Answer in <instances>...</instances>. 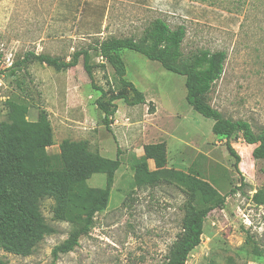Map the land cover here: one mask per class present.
I'll list each match as a JSON object with an SVG mask.
<instances>
[{"label":"rangeland","instance_id":"rangeland-1","mask_svg":"<svg viewBox=\"0 0 264 264\" xmlns=\"http://www.w3.org/2000/svg\"><path fill=\"white\" fill-rule=\"evenodd\" d=\"M65 1L79 2L80 7H65L61 3ZM183 4L201 12L232 13V22L219 27L207 19L198 22L184 18L176 9ZM107 7V0H0V122L7 119L9 100L22 101L29 105L31 121H36L42 110L48 113L54 130L49 153H58L65 139L87 140L93 151L108 158L119 157L122 162L108 207L96 215L93 230L81 237L73 251L54 255V248L69 238L74 225L55 219V202L45 198L41 210L56 231L29 256L0 247V262L165 264L182 229L187 197L177 184L136 187L134 163L144 154V145L166 142L168 167L198 174L227 196L226 206L208 216L203 241L187 264H264V205L252 200L257 190L264 189V160L253 158L255 145L246 143L241 135L234 136L231 143L241 156L236 169V159L225 139L213 132L214 120L188 103L185 76L162 66L167 73L164 76L153 70L157 65H152V70L148 67V73L141 75L148 78L137 80V72L131 71L130 81L145 93L146 103L130 105L117 100V112L109 125L104 122L96 101L101 90H118V80L113 66L101 55L100 44L114 35L102 38L79 33L100 26ZM115 7L110 4L109 22L130 18L134 21L131 33L137 39L159 17L172 28L187 27L182 45L186 56L202 50H225L224 74L209 93V103L225 117L247 120L256 129L264 127V0H165L163 11L154 6L122 13ZM56 10L62 11L60 15H55ZM82 14L83 18L77 16ZM54 22L56 31L52 29ZM83 50L91 55L95 85L82 55L78 65L69 69L58 70L38 60L24 67L17 78L9 69L10 61L28 52L68 62ZM123 54L128 62L136 56L132 62L135 66L150 60L132 49H124ZM149 164L155 168L152 160ZM89 184L105 187L106 174H94ZM233 188L239 189L230 193Z\"/></svg>","mask_w":264,"mask_h":264},{"label":"trees","instance_id":"trees-1","mask_svg":"<svg viewBox=\"0 0 264 264\" xmlns=\"http://www.w3.org/2000/svg\"><path fill=\"white\" fill-rule=\"evenodd\" d=\"M186 35L184 24L172 28L158 17L139 39L111 37L101 42L100 53L113 66L118 80V90L108 92L98 88L102 95L96 104L104 113V122L109 125L117 112V100L130 105L146 103L145 94L126 78L121 52L132 49L186 77L188 103L204 117L214 120L213 132L225 139L228 151L236 159V169L241 156L231 143L234 136L241 135L246 143L255 145L253 158L264 160V127L256 129L247 120L225 117L208 101L213 86L224 74L227 52L202 50L186 56L182 50ZM81 55L95 85L87 50L76 52L68 62L57 56L28 52L13 61L9 69L16 78L33 60L58 70L69 69L78 65ZM7 106V119L0 122V247L9 253L29 256L46 236L54 233L55 228L47 222L40 206L41 200L51 198L55 202V219L74 225L69 238L54 248V255L58 257L73 251L81 237L93 230L96 215L108 207L121 159L93 151L87 140L65 139L60 151L51 154L48 148L54 145V130L48 113L42 110L38 119L31 121L27 103L9 100ZM150 160L155 164L154 169L150 167ZM96 173L106 174L105 187L89 184ZM163 183L179 185L187 197L182 229L165 264H187L191 253L203 241L208 216L226 206L227 196L198 174L168 167L166 142L148 143L144 145V154L134 163V184L143 188ZM238 189L233 188L230 193ZM252 200L256 205H264V189L257 190Z\"/></svg>","mask_w":264,"mask_h":264},{"label":"crops","instance_id":"crops-1","mask_svg":"<svg viewBox=\"0 0 264 264\" xmlns=\"http://www.w3.org/2000/svg\"><path fill=\"white\" fill-rule=\"evenodd\" d=\"M164 1L165 0H107V4H109V7H107V11L105 12L104 18L102 19V21H100V26H97L95 29H92V30H81L80 31V29H81L80 26H78L77 29H78V31H80L79 34L83 35V36H85V35L99 36L102 38H104L108 35H114L113 37H116V38L134 37V32L131 33L132 22L134 23V21H131L130 18H128L126 20L125 18L120 17V19H117L113 23L109 22L110 20L108 19V17H109L108 15H109V10H110V4H112V3L115 4L117 6V7H115V9L117 8L118 11H120L119 13L125 12L126 10H129V11L135 10V9H137V7H142V8H146V9L156 7V9H158L159 11H163ZM61 3L65 7H67V5H70V4H71V6L77 5V8L80 7L79 2H77V3L72 2L71 3V2L65 1V2H61ZM94 4L97 5L98 2H96ZM176 9H177V11H179V14H181V16L184 18L193 19V20L198 21V22H202L203 20L207 19L208 22H211V23H213L219 27H226V26L230 25L232 22V15L233 14L226 12V11L224 12V15L217 14L214 10L212 12H201L198 7L192 6V8H190V7L185 6L184 4L178 6ZM61 12L62 11L57 12V10H56L55 15L56 16L58 14L60 15ZM80 13H82V12H80ZM80 13H78V14H80ZM77 16L82 17V18L84 17L83 14L77 15ZM108 25H110L109 28H107ZM56 28H57V24H56V22H54V24H52V29L56 31ZM121 55H122V57L126 63V69H127L126 78L128 80H132L128 76L131 71L137 72V77H136L137 80H146L148 77L141 76V75H143L145 73L147 74L148 72L146 71V69L148 67H150V69H151L152 65H157V66H153L154 71H158L162 74H165L164 76L167 75L164 68L162 67V65L158 61L157 62L155 61L154 62L155 64H152L153 62H151V61H153V60H142L138 63L140 66H135V65H133L132 62L134 60V57H136V56H133L132 57L133 59L128 62L127 61L128 59L123 54V51L121 52ZM128 55H130V54H128ZM143 66H144V69H143Z\"/></svg>","mask_w":264,"mask_h":264},{"label":"built area","instance_id":"built-area-1","mask_svg":"<svg viewBox=\"0 0 264 264\" xmlns=\"http://www.w3.org/2000/svg\"><path fill=\"white\" fill-rule=\"evenodd\" d=\"M13 62L10 61L9 65H12Z\"/></svg>","mask_w":264,"mask_h":264}]
</instances>
